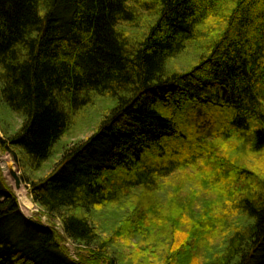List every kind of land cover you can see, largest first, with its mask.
<instances>
[{"label": "trees", "instance_id": "1", "mask_svg": "<svg viewBox=\"0 0 264 264\" xmlns=\"http://www.w3.org/2000/svg\"><path fill=\"white\" fill-rule=\"evenodd\" d=\"M1 123L0 264H264V0H0Z\"/></svg>", "mask_w": 264, "mask_h": 264}, {"label": "rangeland", "instance_id": "2", "mask_svg": "<svg viewBox=\"0 0 264 264\" xmlns=\"http://www.w3.org/2000/svg\"><path fill=\"white\" fill-rule=\"evenodd\" d=\"M97 105L98 107H95V110H93V108L89 109L88 111H86L85 114V119H79L78 120V125L76 126V129H74L73 131H71L68 136H66L65 139L62 140V144H72V143H77L78 141H83L86 140L89 136L92 135V133L96 130L97 126L99 125V122L101 121V119H103V116L105 114V111L112 109L113 105L110 104L108 101H105L104 99H97ZM4 109V108H3ZM5 111V109H4ZM5 116V115H4ZM5 119H7V116H5ZM10 123L12 126V130L13 129H18L20 126V120L16 119L14 116H11L10 118ZM3 124H0V138H4V135L2 133V128ZM5 127V126H4ZM11 130V132H12ZM62 144L57 145V152H61L62 150ZM4 158H9L11 159V161L14 163V169H16V174H17V178L19 180H21L22 182V189L25 197H27V199L29 201L32 202L33 208L30 211V213L25 214L24 212H22L21 209V201H20V195L18 194V190H17V183L16 180H13L10 176H8L6 170L3 169L2 166V162L0 161V170L2 171L3 175H4V179L6 180L9 188L11 189V191H13L14 195H16L17 201L19 202V208H20V212H22V214L25 216V218H29V219H36L37 217L41 218V221H43L45 223V225L51 224V221H47V218L45 216H42L41 212L39 211V208L36 207V205L34 204V200L32 198V193L29 190L30 186H28L26 183L24 184V180L22 179V172L20 169H18L16 162L14 160V158H11L10 155H3V153L0 150V160L4 159ZM62 155H56V157L47 164L48 168H46L44 170L43 176H46V174L52 172V170H54L55 165L61 160ZM55 229L56 231H59V233L65 237L63 231L61 230V224L59 223H55L54 222ZM63 245L65 246V248L68 250L69 255L75 259L78 260V255L79 252L76 248V246L72 243L67 241L66 239L63 241ZM80 250V249H79Z\"/></svg>", "mask_w": 264, "mask_h": 264}, {"label": "bare ground", "instance_id": "3", "mask_svg": "<svg viewBox=\"0 0 264 264\" xmlns=\"http://www.w3.org/2000/svg\"><path fill=\"white\" fill-rule=\"evenodd\" d=\"M0 161L2 162L3 169L6 170L8 176H10L13 180H16L18 194L20 195L22 212H24L25 214L30 213L33 208V205L32 202L29 201L27 197H25L23 190H21L22 182L16 177L17 174L16 169H14V163L9 158H4Z\"/></svg>", "mask_w": 264, "mask_h": 264}, {"label": "water", "instance_id": "4", "mask_svg": "<svg viewBox=\"0 0 264 264\" xmlns=\"http://www.w3.org/2000/svg\"><path fill=\"white\" fill-rule=\"evenodd\" d=\"M26 219H29V218H26Z\"/></svg>", "mask_w": 264, "mask_h": 264}]
</instances>
